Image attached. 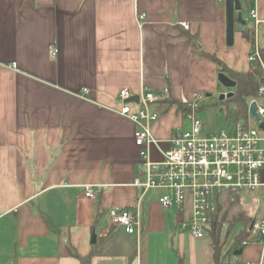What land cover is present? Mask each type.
<instances>
[{
	"label": "crops",
	"instance_id": "obj_1",
	"mask_svg": "<svg viewBox=\"0 0 264 264\" xmlns=\"http://www.w3.org/2000/svg\"><path fill=\"white\" fill-rule=\"evenodd\" d=\"M241 2L243 17L256 8L261 23L253 44L242 34L252 25L236 21L229 46L226 0H0V264H81L66 242L90 264H214L211 236L182 230L187 212L164 208V189L142 195L134 186L135 124L114 109L124 88L168 93L178 103L234 91L200 52L235 72L250 70L255 45L264 48V0ZM187 32L197 34V46ZM178 126L188 123L169 103L153 125L163 140L151 148L153 160L163 158ZM88 186L95 198L85 195ZM263 194L262 187L245 194L247 204L229 203L227 221L240 211L264 217ZM118 206L138 214V234L110 224L108 210ZM262 238L234 244L228 262L264 264Z\"/></svg>",
	"mask_w": 264,
	"mask_h": 264
},
{
	"label": "built area",
	"instance_id": "obj_2",
	"mask_svg": "<svg viewBox=\"0 0 264 264\" xmlns=\"http://www.w3.org/2000/svg\"><path fill=\"white\" fill-rule=\"evenodd\" d=\"M146 19V14L138 15L140 27ZM244 19L257 34L261 20L256 8L251 9ZM181 25L189 28L185 22ZM52 54H58L56 46L52 48ZM249 59L253 63L258 62L264 70V60L258 46L255 45ZM12 66L16 67V63ZM86 93H89L88 88H83L82 96ZM132 96L134 94L128 88L120 90L121 104L114 110L135 124L134 141L140 148L141 169L134 186L142 189V195L153 188L164 189L159 199L161 205L187 212L186 217L178 222L182 230L195 238L205 237L212 222L221 221L230 200L264 188V129L260 127L264 123V103L258 101L259 96H264V84L258 90V97L251 100L256 102L259 120L248 109L247 119L232 120L229 128L214 133H205V125L197 115L207 95L194 94L180 109L188 127L174 128L170 138L165 140L169 143L168 148L160 150L163 154L161 160L151 158V148L154 145L160 148L159 144L163 141L154 137L153 125L169 105V94H158L144 88L137 94L138 100L128 102ZM85 195L96 197L92 186L86 188ZM108 215L111 225L122 226L130 234L139 233L136 228H140L141 221L132 207H112ZM248 231L249 237L241 242L242 245L261 240L262 237L264 242V217L256 216ZM237 262L262 264L261 261H244L239 256L228 264Z\"/></svg>",
	"mask_w": 264,
	"mask_h": 264
},
{
	"label": "trees",
	"instance_id": "obj_3",
	"mask_svg": "<svg viewBox=\"0 0 264 264\" xmlns=\"http://www.w3.org/2000/svg\"><path fill=\"white\" fill-rule=\"evenodd\" d=\"M19 3H23L27 0H17ZM242 34L250 40L254 44V30L253 28H242ZM188 40L195 46L197 42V34H193L187 32ZM260 52L262 55V59L264 60V48H260ZM202 56L207 57L210 61L214 62L217 65L219 72L227 73L230 77L236 80L237 85L234 89V96L220 101L223 102H234L238 106V113L236 115L235 120H245L247 119L249 105L252 99L258 96V90L262 84H264V70L258 62L253 63L250 70L247 73H240L231 70L216 54H211L205 51L200 52ZM170 104L176 103L179 105V108H184V103H178L174 101L170 96L167 99ZM232 203L238 201L237 197L234 200H230ZM231 203V202H230ZM221 209V207H220ZM227 210L223 212V216L220 222L214 220L211 225V229L209 230V235L212 238V245L214 248V264H228L227 257L231 254L230 251L227 252L226 255L222 256V250L224 246V242L221 240V230L226 222ZM227 218V217H226ZM254 216L250 215L247 211H240L237 214L233 215L231 219H228L229 222V230L240 223L243 225V228L239 231V233L235 237V243L239 244L244 239L249 237L248 228L254 220ZM45 220L48 222L47 218ZM182 219H180L181 221ZM49 223V222H48ZM68 252L70 255L76 259H78L81 264H90L91 256H83L78 250L69 242L65 243Z\"/></svg>",
	"mask_w": 264,
	"mask_h": 264
},
{
	"label": "rangeland",
	"instance_id": "obj_4",
	"mask_svg": "<svg viewBox=\"0 0 264 264\" xmlns=\"http://www.w3.org/2000/svg\"><path fill=\"white\" fill-rule=\"evenodd\" d=\"M250 25V23H249ZM224 87V86H223ZM226 89V87H225ZM234 90V89H233ZM238 113V106L234 102H223L220 103L219 94H214L213 97L208 98L204 102H201L200 108L198 109L197 115L202 120L205 125V133H214L223 129H227L230 127V122L235 120L236 115ZM237 197L238 201L232 203L230 201V207L235 204L244 205L247 204L248 196L245 194H240ZM226 200L227 198L224 197ZM229 208V207H228ZM254 208L252 206L247 207L249 212L253 213ZM227 217V216H226ZM225 217V219H226ZM222 230H221V240L224 242V249L226 251H230L234 247L235 237L239 233V231L243 228V225L237 223L230 230L229 222L227 219L225 220Z\"/></svg>",
	"mask_w": 264,
	"mask_h": 264
},
{
	"label": "water",
	"instance_id": "obj_5",
	"mask_svg": "<svg viewBox=\"0 0 264 264\" xmlns=\"http://www.w3.org/2000/svg\"><path fill=\"white\" fill-rule=\"evenodd\" d=\"M242 2L241 0H226V21H227V44L229 46H232L234 44V33H235V24L236 21L241 22L242 25H246V21L242 15ZM218 81L226 88H235L237 85L236 80H234L232 77L227 75L224 72L218 73ZM235 92L230 91L227 94L221 93L219 95V100L223 101L226 98H230L234 96ZM138 100V96H132L128 102ZM249 111L251 115H253L256 120H259L260 117L256 112V102L252 101L249 106ZM260 127L264 129V123H261ZM91 242L94 244L97 242V234L96 232H93L92 234V240ZM242 253V249H239L236 254Z\"/></svg>",
	"mask_w": 264,
	"mask_h": 264
}]
</instances>
